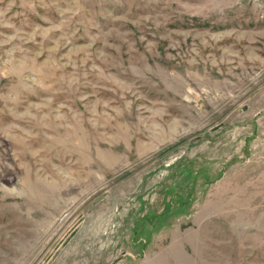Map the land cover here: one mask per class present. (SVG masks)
Segmentation results:
<instances>
[{
    "label": "rangeland",
    "instance_id": "obj_1",
    "mask_svg": "<svg viewBox=\"0 0 264 264\" xmlns=\"http://www.w3.org/2000/svg\"><path fill=\"white\" fill-rule=\"evenodd\" d=\"M0 264H264V0H0Z\"/></svg>",
    "mask_w": 264,
    "mask_h": 264
}]
</instances>
